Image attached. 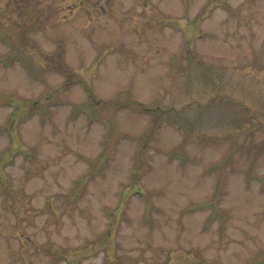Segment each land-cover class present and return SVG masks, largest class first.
Here are the masks:
<instances>
[{
  "label": "rangeland",
  "instance_id": "obj_1",
  "mask_svg": "<svg viewBox=\"0 0 264 264\" xmlns=\"http://www.w3.org/2000/svg\"><path fill=\"white\" fill-rule=\"evenodd\" d=\"M0 264H264V0H0Z\"/></svg>",
  "mask_w": 264,
  "mask_h": 264
},
{
  "label": "trees",
  "instance_id": "obj_2",
  "mask_svg": "<svg viewBox=\"0 0 264 264\" xmlns=\"http://www.w3.org/2000/svg\"><path fill=\"white\" fill-rule=\"evenodd\" d=\"M24 60H25V59H24ZM24 64L26 65L27 70H28V71H31V68H32L31 64H28V63H24ZM32 70H33V68H32ZM142 110H143V111H152V109L143 108V107H142ZM208 206H209V207H214V205H213L212 203H209V204H207V205L201 204V205H196V206H194L193 210L204 209V207H208Z\"/></svg>",
  "mask_w": 264,
  "mask_h": 264
}]
</instances>
